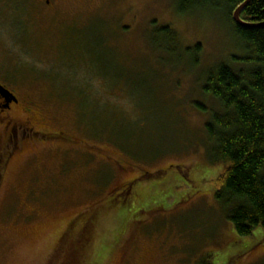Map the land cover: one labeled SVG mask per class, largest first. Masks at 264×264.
I'll return each mask as SVG.
<instances>
[{"label":"rangeland","instance_id":"374dc122","mask_svg":"<svg viewBox=\"0 0 264 264\" xmlns=\"http://www.w3.org/2000/svg\"><path fill=\"white\" fill-rule=\"evenodd\" d=\"M243 56L225 8L0 0V81L58 132L0 169V264H264V229L239 235L216 199L205 128L207 73Z\"/></svg>","mask_w":264,"mask_h":264},{"label":"trees","instance_id":"16d2710c","mask_svg":"<svg viewBox=\"0 0 264 264\" xmlns=\"http://www.w3.org/2000/svg\"><path fill=\"white\" fill-rule=\"evenodd\" d=\"M245 1L179 0L181 12L199 6L225 8L244 52L236 59L243 66L219 63L207 73L203 86V92L220 105L205 125L211 161L226 166L216 182V199L241 236L264 229V26L244 28L234 21V11ZM241 17L247 22H264V0H252ZM163 30L179 39L171 26ZM166 173L163 170L151 179ZM143 182L140 179L136 198L141 204L149 200L143 195Z\"/></svg>","mask_w":264,"mask_h":264},{"label":"flooded vegetation","instance_id":"af4514ba","mask_svg":"<svg viewBox=\"0 0 264 264\" xmlns=\"http://www.w3.org/2000/svg\"><path fill=\"white\" fill-rule=\"evenodd\" d=\"M0 83L15 95V98H6L0 93V169H3L15 156L23 155L28 147L46 143L51 139L56 140L57 138L55 135L58 132L39 127V124H42L43 118L37 111V107L33 106L31 103L30 105H23L21 99L11 88L1 81ZM140 179L141 177L131 178L121 187L125 201H123L120 206H122L121 210H124L127 216L133 215L137 217L139 213H145L148 211L146 207L141 206L143 204L140 203V199H136L139 193L138 183L140 182ZM131 193V202H127V197H129ZM87 222V220H84L80 223L82 224L80 225L82 231L86 230L89 226ZM91 222L92 219L89 224ZM86 246L89 248L88 243H83L80 248ZM85 249L87 248H84L83 250ZM101 254L102 253L99 252L97 255L98 259H101L103 256Z\"/></svg>","mask_w":264,"mask_h":264},{"label":"water","instance_id":"95a60500","mask_svg":"<svg viewBox=\"0 0 264 264\" xmlns=\"http://www.w3.org/2000/svg\"><path fill=\"white\" fill-rule=\"evenodd\" d=\"M252 0H246L244 3H242L233 13V19L234 21L244 27V28H258L264 26V22L261 23H252L247 22L242 19L241 15L243 11L248 7V5L251 3ZM0 93L3 94L6 98H15V95L7 89L4 85L0 83Z\"/></svg>","mask_w":264,"mask_h":264}]
</instances>
